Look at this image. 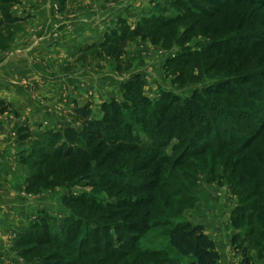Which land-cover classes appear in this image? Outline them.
Wrapping results in <instances>:
<instances>
[{
	"label": "rangeland",
	"instance_id": "374dc122",
	"mask_svg": "<svg viewBox=\"0 0 264 264\" xmlns=\"http://www.w3.org/2000/svg\"><path fill=\"white\" fill-rule=\"evenodd\" d=\"M180 1L0 0V69H11L14 76L7 78L12 84L0 86V204L1 214L9 206L12 213L0 229V264H34L51 253L62 254L68 264H194L192 256L180 254L169 243L171 229L184 222L203 225L221 264H241L231 242L234 236L246 247L249 264H264V136L244 149L206 150L179 165L173 163L182 150L178 140H159L155 162L136 172L134 181L128 179L129 191L95 188L86 178L66 182V161L43 156L48 151L47 131L78 128L74 111L85 104L100 118L103 103L126 101L128 84L134 88L139 82L141 92L153 102L161 92L183 100L198 88L264 67V42L255 49L215 51L204 57L214 41L264 28V2L243 0L217 10L214 0ZM118 18L132 27L140 20L151 22L149 34L133 39L120 55L108 44L101 45L105 34L118 27ZM167 19L170 23L163 22ZM73 37H78L74 43L66 41ZM38 41L50 49L40 51L42 56L31 52L25 56ZM186 51L195 60L184 63L180 58ZM28 66H35L36 73L40 68L53 73L55 83L50 85L46 73L45 82L42 74L32 81ZM76 76L79 83L66 85ZM46 82L51 87L42 96L36 84ZM19 85L30 86L29 92L41 97L44 109L36 112L46 118L33 117L23 106L25 91L17 90ZM74 95L83 104L73 103ZM132 124L141 127L137 121ZM144 131L139 134L148 142ZM90 169L106 166L93 163ZM14 190L17 196L11 199L8 194ZM82 193L103 205L118 202L117 212L93 215L100 223L91 224L95 229L89 242H80L83 229H70L74 242L63 247L58 238L72 219L63 198ZM40 217L47 218V229L29 231Z\"/></svg>",
	"mask_w": 264,
	"mask_h": 264
},
{
	"label": "trees",
	"instance_id": "16d2710c",
	"mask_svg": "<svg viewBox=\"0 0 264 264\" xmlns=\"http://www.w3.org/2000/svg\"><path fill=\"white\" fill-rule=\"evenodd\" d=\"M214 1L216 2L212 3L213 8L217 10H227L243 2V0ZM181 2L183 3L174 0L173 3ZM189 2L191 3V0ZM168 21L171 20H163L164 23H170ZM117 22L118 27L106 33L101 44L102 46L108 44L117 55H120L133 39L150 32L147 27V24L151 23L149 20H140L133 27L124 18H118ZM182 35L184 38L185 33ZM263 42L264 28L214 41L206 47L208 53L204 57L216 54L215 51L221 54L255 49L262 46ZM230 43H233L232 48L228 47ZM222 44H226L227 48L221 49ZM184 54L186 55L182 54L180 58L184 63L196 58L190 51ZM126 87L128 90L126 101L122 103L111 99L103 103L100 118L94 117L89 105L85 104L74 111V119L80 122L78 128L67 126L63 130L51 129L45 133L48 151H43V156L49 160L66 161L69 172L65 178L66 182H72L76 177L86 178L95 188L117 187L119 190L129 191L132 190V184L128 179L134 181L137 179L134 175L136 172L143 170L150 162H155L159 154L156 150L159 148V140L162 143H167L172 138L178 140L176 145L182 146V150L173 163L179 165L187 158L201 155L206 150L244 149L256 138L264 136V67L245 73L237 79H226L198 88L183 100L172 92H161L159 98L153 102L141 92L139 82H136L134 88H131L130 84ZM136 121L141 124L139 130L132 124ZM140 130H145L144 134L150 142H145L139 134ZM201 142L205 145L201 146ZM121 148L127 149L122 153L119 152ZM93 163L102 167L105 165L106 169L92 170L90 167ZM63 202L72 210V219L58 238L63 247L74 242V232L70 235V229L77 231L83 229L80 242H89L91 234L94 233L92 229H95L91 224L100 223L93 215L115 214L113 212H117L119 204L117 202L103 205L84 193L67 195ZM77 210L85 216L79 214ZM46 225L47 218L40 217L28 229L38 234L41 229L45 227L47 229ZM231 242L241 255V264H249L246 247L237 242L235 236ZM169 243L180 254L192 256L194 264H221L216 244L204 231L202 224L184 222L175 225L169 233ZM68 262L62 254L51 253L34 264Z\"/></svg>",
	"mask_w": 264,
	"mask_h": 264
},
{
	"label": "crops",
	"instance_id": "0c3cea01",
	"mask_svg": "<svg viewBox=\"0 0 264 264\" xmlns=\"http://www.w3.org/2000/svg\"><path fill=\"white\" fill-rule=\"evenodd\" d=\"M75 25H77V24H75ZM93 28V27H92ZM79 29L80 30H82V27L80 26L79 27ZM96 36H97V34H96ZM76 37H73V38H71V39H66V41H71L72 43H74L75 42V39ZM78 38V37H77ZM77 38H76V40H77ZM66 41H64V44L66 45L67 44V42ZM80 42V41H79ZM41 43V44H40ZM46 42H44V44H45ZM42 42H40V41H38V43H35L33 46H32V48L28 51H26L25 53H24V55L26 56L27 54H29L30 52L31 53H33L34 55L35 54H40L41 56L43 55L42 53H44L45 51H48L50 48H48L47 49V47L44 45ZM39 49V50H38ZM42 53H41V52ZM20 56V55H19ZM18 56V57H19ZM29 67V66H28ZM30 68V67H29ZM40 68V67H39ZM6 69H8V68H6ZM11 73H12V70L11 69H9V70H5V71H2V69H0V75L2 76V75H5V79H0V86L1 87H5L6 86V84H12V82L10 83L9 82V79H7L8 78V75H10V76H12V77H14L13 75H11ZM15 73H17V72H15ZM29 73H30V77H31V79H32V81H33V78H35V75L36 74H42V80H43V77H44V74L46 73L45 72V70L43 69V68H40V73L39 72H37L36 73V70H35V66H31V68H30V71H29ZM53 74V73H52ZM52 74H49V73H46V75H48L49 77H48V79H47V81H49V83H50V85L51 84H53V83H55V82H53V79L54 78H56V77H54V74L52 75ZM67 74H70V73H67ZM75 74V73H74ZM34 76V77H33ZM72 76V75H71ZM3 77V76H2ZM44 79H46V78H44ZM15 80H18V79H15ZM39 80H41V79H39ZM69 83H67L66 85H68V84H73V82L75 83H79V79L77 78V76L76 77H69V80H67ZM16 82V81H15ZM43 82H45L44 80H43ZM48 83V84H49ZM47 84V82L46 83H43L42 85L41 84H39V83H37L36 84V91H37V89H39L38 90V92H40L41 93V95L43 96V94L44 93H47V92H49V87H51L50 85H48ZM55 85V84H54ZM75 85H77V84H75ZM69 86V85H68ZM54 87H57V85L56 86H54ZM22 88V90H24L25 92H24V98H22L21 97V100H22V103H24V105L23 106H28V108H29V111H31V114H32V116L34 117H38L39 115L38 114H41L42 115V112H40V113H38V112H36L37 110H39V109H41V111L44 109V108H40V107H42L43 105H42V100H41V97H38L37 96V98L36 97H34V94H36V92H29V89H30V86L29 87H25V86H21L20 87V85L19 86H17L16 87V89L17 90H20ZM48 88V89H47ZM81 94V93H80ZM60 95V94H59ZM46 100L47 99H50L51 97H44ZM45 100V101H46ZM71 101H73V103L75 102V103H77V105H81V104H83V101L81 102V98H79L77 95H74L73 97H72V100ZM40 115V116H41ZM42 116H44L45 117V113L42 115ZM40 118V117H39ZM46 118V117H45ZM0 186H1V184H0ZM12 192V191H11ZM11 192L8 194L9 196H11V199H13V196H17V190H14V192H12V194H11ZM14 194V195H13ZM2 195H1V193H0V203L2 202ZM15 204L17 205L18 204V202L15 200ZM3 209V207H2V205L0 204V229H2V226H3V222H4V219L5 218H7V217H9V216H11V209H10V206L7 208L8 209V211H5L3 214H1V210ZM7 212V213H6ZM1 260V259H0Z\"/></svg>",
	"mask_w": 264,
	"mask_h": 264
}]
</instances>
